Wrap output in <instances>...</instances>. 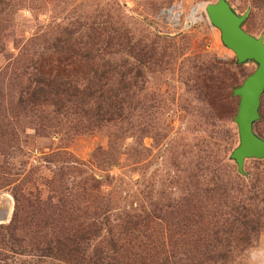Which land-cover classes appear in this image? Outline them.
<instances>
[{"label": "rangeland", "instance_id": "1", "mask_svg": "<svg viewBox=\"0 0 264 264\" xmlns=\"http://www.w3.org/2000/svg\"><path fill=\"white\" fill-rule=\"evenodd\" d=\"M175 1L216 0H0V264H264V159L230 158L256 64L168 34Z\"/></svg>", "mask_w": 264, "mask_h": 264}, {"label": "water", "instance_id": "2", "mask_svg": "<svg viewBox=\"0 0 264 264\" xmlns=\"http://www.w3.org/2000/svg\"><path fill=\"white\" fill-rule=\"evenodd\" d=\"M209 22L220 32V39L236 57V63L252 61L255 70L233 89L238 97L237 111L233 121L237 125L238 145L231 151L230 158L236 163L237 171L243 169L246 158L264 159V138L254 129L260 118V102L264 92V38L255 36L243 28L247 13L238 14L227 0H216L206 5Z\"/></svg>", "mask_w": 264, "mask_h": 264}, {"label": "built area", "instance_id": "3", "mask_svg": "<svg viewBox=\"0 0 264 264\" xmlns=\"http://www.w3.org/2000/svg\"><path fill=\"white\" fill-rule=\"evenodd\" d=\"M204 1H198L189 7H184L180 1L163 6L155 14L156 24L165 27L169 33L177 34L187 32L208 19Z\"/></svg>", "mask_w": 264, "mask_h": 264}]
</instances>
